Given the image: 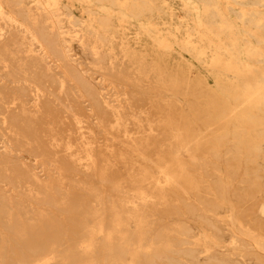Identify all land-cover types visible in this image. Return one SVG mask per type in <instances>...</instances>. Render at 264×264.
<instances>
[{
  "label": "bare ground",
  "instance_id": "bare-ground-1",
  "mask_svg": "<svg viewBox=\"0 0 264 264\" xmlns=\"http://www.w3.org/2000/svg\"><path fill=\"white\" fill-rule=\"evenodd\" d=\"M263 176L264 0H0V264H264Z\"/></svg>",
  "mask_w": 264,
  "mask_h": 264
},
{
  "label": "rangeland",
  "instance_id": "rangeland-1",
  "mask_svg": "<svg viewBox=\"0 0 264 264\" xmlns=\"http://www.w3.org/2000/svg\"><path fill=\"white\" fill-rule=\"evenodd\" d=\"M77 2V1H75ZM74 10H75V13L77 15H81V10H80V6L79 5H75L74 7ZM63 25L66 24L65 20H63L62 22ZM64 30H67V27H64ZM133 29H131L130 31H132ZM129 36H133V33L131 32L129 34ZM25 94H28V95H25L24 96V100L26 101H29L30 100V93L29 92H26ZM6 101H9V99H7ZM30 103V102H29ZM29 106V105H28ZM5 109V108H3ZM82 113L83 115H86L85 113L87 112H80ZM135 114L137 116H144L145 114L143 112H135ZM113 123V120L109 119L108 120V117H107V124L108 125H111ZM129 128L131 129V132H135V125L133 123H130L129 124ZM105 144H111V146H113V148L115 150H124L125 153L127 154H131V157L133 158V161H136L135 162V165L137 166V163H142V162H147L149 164V162H151L152 160V156H148V157H140V156H137L134 154L133 151L130 150V148L128 146L126 147H121V141L120 140H116V139H113L111 135H107L105 137V139L102 138V141H101V145H102V148H105L103 146H105ZM106 150V149H105ZM30 159V158H29ZM27 159V160H29ZM26 160V161H27ZM31 161L32 163H34V161L32 160H29ZM30 162V163H31ZM118 168H119V173L123 176V177H126L128 174V171L125 167V165L123 163H118ZM155 167L153 166H150L149 169L155 173ZM43 176L45 178H47L48 176L43 174ZM264 177V176H263ZM73 180H78V181H90V182H98L97 179L91 175H87V174H84V173H78V174H75L74 176H72ZM264 181V180H263ZM67 187L69 185V181H66L64 183ZM3 188H7V186H4L3 184ZM7 190H9L7 188ZM264 195V192L261 196ZM261 196L259 197L258 195V198H257V205L254 206V212L255 214L257 215L256 216V219H255V225L256 226H252L251 225V229H253L252 233L255 235V232L257 233V236L255 237L257 240H256V243L255 242H252L250 241L249 239H246L245 235H250L251 236V233L249 234L248 232H246L245 230L241 229L238 227V235L237 237H235L232 233H227V236L225 237V239L221 242H219V245L223 246L224 250H227V251H239V252H242V253H245V254H248V253H252L255 251L256 247H260L264 250V204H263V207L261 208L260 207V203L263 201V199H261ZM27 208L29 209L30 211V214H32L34 212V208L32 206H27ZM230 209V208H228ZM170 219L168 218H163V222L167 223L169 222ZM193 225H196V227L198 228L199 227V224L198 223H195V221L193 222Z\"/></svg>",
  "mask_w": 264,
  "mask_h": 264
}]
</instances>
